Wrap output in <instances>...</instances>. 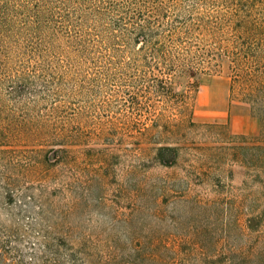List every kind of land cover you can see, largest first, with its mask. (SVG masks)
I'll list each match as a JSON object with an SVG mask.
<instances>
[{"label":"trees","instance_id":"trees-1","mask_svg":"<svg viewBox=\"0 0 264 264\" xmlns=\"http://www.w3.org/2000/svg\"><path fill=\"white\" fill-rule=\"evenodd\" d=\"M224 65L264 124V0H0V264H113L87 226L112 187L128 201L113 216L127 264H212L217 223L262 224L264 136L188 144L198 127L174 79ZM115 132L153 142L120 180L119 155L88 145ZM227 159L245 169L239 194H187L222 189L213 164Z\"/></svg>","mask_w":264,"mask_h":264},{"label":"rangeland","instance_id":"rangeland-1","mask_svg":"<svg viewBox=\"0 0 264 264\" xmlns=\"http://www.w3.org/2000/svg\"><path fill=\"white\" fill-rule=\"evenodd\" d=\"M229 74L228 68L224 65L217 71L198 73L194 76L182 75L174 79L177 90L189 92L192 113L187 112V118L192 119L198 127L196 132L187 135L189 145L207 148L238 145L255 141L264 136V124L252 111L250 104L238 94L232 93ZM100 95L103 97L101 93ZM111 97L108 94L103 99ZM150 122L147 125H150ZM115 133L117 136L112 134L109 137L110 141L92 140L88 145L100 148L101 153L107 158L119 155L118 161L111 159L110 167L116 180H120L123 168L136 163L134 154H139V152H135V149L152 147L153 142L138 138L137 135L126 136L122 140L120 134ZM173 170L179 169L150 164L146 171L152 175H164L173 172ZM244 171L245 169L240 164L231 161V159L224 160L221 164L214 163L213 172L221 176L223 188L215 190L208 183L194 184L193 190L187 194L199 195L204 199H212L219 195L235 197L244 187ZM116 194V189L112 187L107 192V202L113 207L104 206L98 213L92 214L91 221L87 222V226L89 229L93 226L99 228V231L93 232L101 238L98 252L104 259L115 261L113 264H127L129 259L132 260L135 257L130 253L129 258L130 249L120 233L121 227L114 223L113 216L117 212L125 211L124 206L128 201L121 196L117 197ZM247 216L248 212L244 211L240 217L241 226L231 222L224 227L225 231L227 229L229 233L226 238L225 233L227 232L221 234V229H223L221 222L213 227L216 232L215 237L223 236L224 240L219 249L212 253L216 259L212 264H224L225 260L230 258L233 260L232 264H262L260 249L263 246L264 222L260 224L255 221L249 224L246 222Z\"/></svg>","mask_w":264,"mask_h":264}]
</instances>
